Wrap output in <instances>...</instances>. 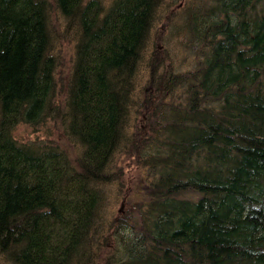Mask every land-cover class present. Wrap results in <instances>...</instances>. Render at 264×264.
I'll return each mask as SVG.
<instances>
[{"label":"trees","instance_id":"1","mask_svg":"<svg viewBox=\"0 0 264 264\" xmlns=\"http://www.w3.org/2000/svg\"><path fill=\"white\" fill-rule=\"evenodd\" d=\"M178 2L193 66L173 72L150 34ZM47 118L75 157L11 135ZM120 160L142 173L123 217ZM0 264H264V0H0Z\"/></svg>","mask_w":264,"mask_h":264},{"label":"rangeland","instance_id":"2","mask_svg":"<svg viewBox=\"0 0 264 264\" xmlns=\"http://www.w3.org/2000/svg\"><path fill=\"white\" fill-rule=\"evenodd\" d=\"M106 4L109 0H103ZM172 11L175 12L173 20L165 21V19L159 20L155 23L150 34L152 45L155 50L159 51L158 54L172 66L173 72L183 71L190 69L193 66V58L189 50H184L181 47L182 39L177 36V28L180 26L181 16H182V6L178 2L174 4ZM47 23H48V34L50 35V50L49 54L55 56L56 69L54 71L55 86L57 100L60 105L63 104V99L67 92V82L69 80V75L72 68L73 55V44H72V33L65 29L64 18L60 16L58 12L55 11L53 4L50 3L48 7ZM167 17V16H166ZM168 20V19H167ZM160 37V39H158ZM158 39V40H157ZM166 64V65H168ZM143 77L139 78V85L142 83ZM145 113L138 111L133 113L129 118L131 119L133 129L136 126L143 124L142 117ZM61 124L59 120L54 121L52 118H47L43 124L38 125H28V124H17L14 126L11 135L14 136L18 141H27L30 143H54L59 148L66 150L68 155L75 157L77 154V147L72 145L63 137H60ZM66 144V145H63ZM119 165V173H122V184L124 185L120 199L113 204L114 211H118V215L121 217L127 215L129 211L132 210L131 203L137 201L134 196L140 188L138 181L142 176L138 167L130 161L122 162L121 160L117 162ZM112 189V188H111ZM110 189V190H111ZM112 241H110L111 243ZM110 243L108 245H110Z\"/></svg>","mask_w":264,"mask_h":264}]
</instances>
